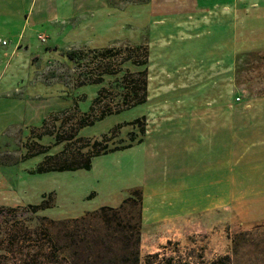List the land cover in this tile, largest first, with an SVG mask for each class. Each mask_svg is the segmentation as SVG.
<instances>
[{"label":"rangeland","instance_id":"1","mask_svg":"<svg viewBox=\"0 0 264 264\" xmlns=\"http://www.w3.org/2000/svg\"><path fill=\"white\" fill-rule=\"evenodd\" d=\"M202 1L192 8L181 1L168 11L154 8L155 0H107V90L99 102L116 106L134 84L141 86L138 94L146 90L142 75L151 76V94L178 106L190 100L194 107L200 98L223 106L264 98V0ZM160 12L175 18L159 22ZM121 111L83 127L69 148H44L26 160L24 148L0 149V172L8 183L0 186V264H107L113 257L129 264L121 254L132 242L122 232L137 223L141 208L139 147L133 142L132 148L110 150L129 144L133 131L127 124L141 116L135 107ZM100 140V148L110 150L88 158L89 170H46L85 162L95 152L92 142ZM191 222L190 232H145L139 264L153 254L181 264L224 256L229 264H264V223L247 225L228 211L221 225L198 216Z\"/></svg>","mask_w":264,"mask_h":264},{"label":"crops","instance_id":"2","mask_svg":"<svg viewBox=\"0 0 264 264\" xmlns=\"http://www.w3.org/2000/svg\"><path fill=\"white\" fill-rule=\"evenodd\" d=\"M155 1L154 8L168 11L181 1L190 8L204 3ZM0 41H6L0 43V149L24 148L26 160L44 148H69L75 133L94 123L84 116L96 113L97 122L111 116L97 98L107 90V0H0ZM93 50L101 55L96 78L84 81L79 59ZM142 78L146 90L126 109L141 116L140 127L128 125L139 147L141 243L154 233L190 232L193 216L221 225L228 211L247 225L264 223V98L225 106L200 98L196 108L190 100L178 106L157 99L151 76ZM62 112L70 117L59 120ZM5 179L0 172V186L8 185Z\"/></svg>","mask_w":264,"mask_h":264},{"label":"trees","instance_id":"3","mask_svg":"<svg viewBox=\"0 0 264 264\" xmlns=\"http://www.w3.org/2000/svg\"><path fill=\"white\" fill-rule=\"evenodd\" d=\"M67 55H69L70 58H72V52L69 54L67 53ZM141 86L139 85H133V87L129 90V92L124 93V96L122 98V100H128L131 101L134 105L135 100L137 99V91L140 89ZM127 125H130L131 127H133V129L137 126H140V121L138 119H135L131 122H129ZM117 128V127H116ZM114 132V129L111 131ZM104 137V136H103ZM136 137L134 135V133L130 132L129 134V144H123V145H119V146H115L113 148L108 149L107 147H103V148H95L93 151H95L92 155L87 156L86 158H84L85 162L81 163V164H73V165H62L60 167H53V165L48 166V168H46V170H52V171H63V170H69V171H74L77 169H86L89 170L90 165H89V159L90 157L93 156H97L103 153L108 152V150L110 151H115V150H122V149H128L130 147H132V143L135 142ZM139 142H141V140H139ZM97 146V145H95ZM92 151V152H93ZM43 169V168H40ZM39 169V170H40ZM109 212L111 213H115V215L117 214V210L110 208ZM139 219H141L140 214H138V221L137 223H131L129 222L125 228V230L122 233H125V238L129 239L130 244H132V247L125 251L123 254H121V258L128 256L127 259L130 260L129 264H139L140 263V258H139V243H140V239H141V231H140V223H139ZM118 253L117 252H113L112 255L116 256ZM113 260H117V257H113L112 259H110L107 264H116L115 261ZM229 257L224 256V257H220L212 262H210L209 264H229ZM144 264H181V262L176 261L173 257H159L158 254H153V255H148L146 256L145 260H144Z\"/></svg>","mask_w":264,"mask_h":264},{"label":"built area","instance_id":"4","mask_svg":"<svg viewBox=\"0 0 264 264\" xmlns=\"http://www.w3.org/2000/svg\"><path fill=\"white\" fill-rule=\"evenodd\" d=\"M39 41L41 43H44L46 41V38L45 36H42L40 35L39 37ZM0 43L2 45H6V41H0ZM82 60H84L85 62H87V65L84 66V65H80L81 67H79V73L81 74V77H82V80H88L90 79L91 77H95L96 78V74H95V68L97 66V63L99 62V60H101V55L99 52H96L95 50L93 51H89V52H84L82 57ZM239 99H236V101H238ZM106 103V104H104ZM132 102L131 101H128V100H121V102L119 104H117L116 106L114 105H111L109 104L107 101H102V105L104 107H107V113L108 115L111 114V113H114V112H117L119 110H122V109H127L129 108L130 106H132ZM110 112V113H109ZM69 114L67 112H62L60 114L57 115V118L59 120H66L68 119ZM99 118V115L96 114V113H93V115H86L82 118V120H84L86 123H91L93 122L94 120L98 119ZM140 127V126H138ZM112 132H110L111 134ZM103 139V138H102ZM101 141H93L91 146L92 148H100L101 147ZM97 145V146H95Z\"/></svg>","mask_w":264,"mask_h":264}]
</instances>
